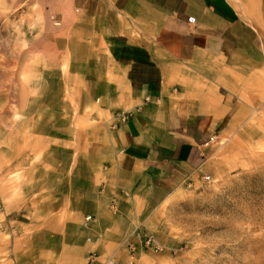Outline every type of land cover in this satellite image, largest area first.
Here are the masks:
<instances>
[{
	"label": "rangeland",
	"instance_id": "obj_1",
	"mask_svg": "<svg viewBox=\"0 0 264 264\" xmlns=\"http://www.w3.org/2000/svg\"><path fill=\"white\" fill-rule=\"evenodd\" d=\"M78 13L70 2L0 0V264H57L55 233L71 238L77 249L82 205L108 162L103 144L113 118L97 100L92 75L99 68L76 60L75 50L87 42L75 30ZM260 35L248 42L245 57L220 74L181 64L179 77L168 78L170 84L178 81L173 99L223 103L221 132L204 149L199 169L171 167L166 177L147 185L146 199L136 205L137 243L104 256L122 262L127 244H134V264H264V32ZM26 110L38 112L33 121L43 129L21 125L29 121L23 119ZM147 233L161 249L143 247ZM75 255L80 259V251Z\"/></svg>",
	"mask_w": 264,
	"mask_h": 264
},
{
	"label": "crops",
	"instance_id": "obj_2",
	"mask_svg": "<svg viewBox=\"0 0 264 264\" xmlns=\"http://www.w3.org/2000/svg\"><path fill=\"white\" fill-rule=\"evenodd\" d=\"M51 1L56 6L70 2L79 12L75 30L87 42L74 54L81 66L99 68L92 75L97 100L113 118L109 142L103 144L108 162L88 195L91 201L82 205L83 222L87 214L93 216L80 228L82 242L76 249L71 238L55 233L57 264H78L90 251L104 257L137 243L141 216L136 205L146 199L147 185L166 177L171 167L200 168L226 110L222 102L171 98V90L179 87L168 78L179 77L181 64L214 75L245 57L248 42L263 36L264 0ZM118 112H128L127 119L116 120ZM22 113L29 120L22 126L44 128L33 121L37 111Z\"/></svg>",
	"mask_w": 264,
	"mask_h": 264
},
{
	"label": "built area",
	"instance_id": "obj_3",
	"mask_svg": "<svg viewBox=\"0 0 264 264\" xmlns=\"http://www.w3.org/2000/svg\"><path fill=\"white\" fill-rule=\"evenodd\" d=\"M50 19H52V22H54L55 25L61 24V21L57 19L55 14H51ZM194 20L195 18L190 16L189 21L193 22ZM127 113L128 112H118L114 117L116 118V120L120 119L123 121L127 119L126 117ZM116 122L117 121H115L114 123ZM209 177H210L209 175H206L205 179H209ZM91 219H93V216H91L90 214H87L85 216L84 222L87 223ZM142 245L143 247H146L147 249H151V250L161 249L159 244L156 242L154 235H151L149 233L145 234L144 239L142 241ZM127 248H128L127 258L122 262L116 259V257L113 254L105 255L104 257H99L97 253L91 251L84 264H134L137 259V251H136L135 245L127 244Z\"/></svg>",
	"mask_w": 264,
	"mask_h": 264
}]
</instances>
